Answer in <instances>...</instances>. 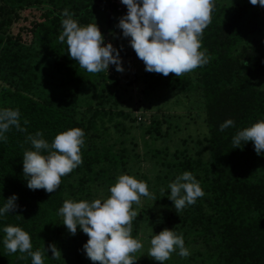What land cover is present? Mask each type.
I'll return each instance as SVG.
<instances>
[{
  "label": "trees",
  "instance_id": "1",
  "mask_svg": "<svg viewBox=\"0 0 264 264\" xmlns=\"http://www.w3.org/2000/svg\"><path fill=\"white\" fill-rule=\"evenodd\" d=\"M98 1L0 0V108L18 109L25 129L10 127L7 139L0 141V203L13 193L17 196V207L0 219V227L13 224L27 231L32 250L42 253L43 264H99L84 254L86 234L79 229L70 234L57 209L64 199L91 198L94 190L108 188L128 170L132 158L126 147L105 142L92 119L75 116L68 101L35 98L29 92L34 77L30 63L15 43L29 36L49 54L62 57L66 70L74 72L66 45L58 40L61 11L68 9L78 23L87 24ZM104 1L108 11L118 10L110 0ZM201 48L208 56L205 65L180 77L169 73L163 83L182 94L202 91L207 135L193 152L188 146L171 152L166 146L151 149L163 170L155 177L152 205L132 220V236L137 237L142 225L149 224L157 232L173 228L182 234L190 253L179 264H264V167L242 157L246 143L237 148L231 144L238 129L264 118V16L249 12L245 5L214 0ZM100 115L97 110L92 113V117ZM229 118L233 125L220 131L219 124ZM160 125V120L152 119L145 133L151 139L160 137ZM70 127L84 132L81 164L61 177L54 193L28 189L21 158L30 148L25 137L39 130L51 142L57 132ZM185 170L199 181L204 195L177 214L167 197V184ZM50 243L57 247L55 258L44 250ZM0 264L31 262L27 254L9 253L0 243Z\"/></svg>",
  "mask_w": 264,
  "mask_h": 264
},
{
  "label": "clouds",
  "instance_id": "2",
  "mask_svg": "<svg viewBox=\"0 0 264 264\" xmlns=\"http://www.w3.org/2000/svg\"><path fill=\"white\" fill-rule=\"evenodd\" d=\"M126 12L118 19L121 35L128 38L144 70L167 76L173 73L180 77L208 62L206 51L201 48L203 30L210 23L214 0H120ZM253 5L264 6V0H249ZM62 31L58 40L67 48V55L88 73L107 72L109 65L123 71L119 50L104 36L97 24H80L68 9L61 11ZM27 124V121H24ZM233 125L225 119L218 128L223 131ZM10 127L25 131L20 123V113L14 108H0V141L7 139ZM30 144L22 153V175L30 190L43 189L54 193L60 186L61 177L81 164V148L84 132L79 127H70L57 132L51 142L37 130L25 137ZM252 142L257 155L264 154V118L238 129L231 137L232 148ZM168 199L178 214L192 205L204 192L199 181L190 171L177 174L167 184ZM108 195L97 198L62 201L57 215L67 231L74 235L79 229L87 236L82 244L85 256L99 264H134V253L142 248L139 238L132 236V220L137 211L132 205L139 204L140 197H151L147 184L133 175L121 173L109 185ZM164 189H161L163 192ZM15 193L0 203V219L17 207ZM4 249L9 253L19 252L30 257L31 264H43L39 249L33 251L30 235L22 227L6 224L0 227ZM147 255L164 264L174 251L184 258L189 256L182 234L173 228H163L149 238ZM54 244H49L55 258L58 253ZM23 258V257H21Z\"/></svg>",
  "mask_w": 264,
  "mask_h": 264
},
{
  "label": "rangeland",
  "instance_id": "3",
  "mask_svg": "<svg viewBox=\"0 0 264 264\" xmlns=\"http://www.w3.org/2000/svg\"><path fill=\"white\" fill-rule=\"evenodd\" d=\"M221 1L245 5L249 12L264 16V6L259 3L253 5L249 0ZM125 12L124 5L122 10L110 12L106 2L99 0L91 19L97 24L105 42H110L119 50L123 71H116L114 65H109L107 72L92 74L80 68L73 59L70 64L75 70L67 71L62 57L49 54L45 47L29 36L15 44L24 60L30 63V73L34 77L29 92L35 98L68 101L75 116L92 119L97 124L98 133L105 142L113 143L115 148L128 149L132 160L128 170L121 173L143 180L151 193V197H140L139 204L132 205L139 213L152 205L155 177L163 170L152 157L151 149L164 146L169 152L185 146L191 148V152L199 149L200 140L207 135L206 98L201 90L182 94L165 86L164 75L144 70L143 62L136 57L128 38L123 37L116 26ZM155 80L157 86H153ZM95 110L100 112L102 120L92 117ZM152 119L161 121L163 132L155 139L145 133V127ZM242 157L259 168L264 167V154L257 155L251 141L243 148ZM107 189L100 187L98 192H92L91 198L84 199L91 200L101 194L107 196ZM158 232L149 224L138 229L136 236L141 240L142 248L133 254L137 257L134 264H160L146 254L150 236ZM179 261L181 257L173 252L164 264H179Z\"/></svg>",
  "mask_w": 264,
  "mask_h": 264
},
{
  "label": "built area",
  "instance_id": "4",
  "mask_svg": "<svg viewBox=\"0 0 264 264\" xmlns=\"http://www.w3.org/2000/svg\"><path fill=\"white\" fill-rule=\"evenodd\" d=\"M111 2H113L116 5V8L118 10L123 9V4L120 2V0H110Z\"/></svg>",
  "mask_w": 264,
  "mask_h": 264
}]
</instances>
